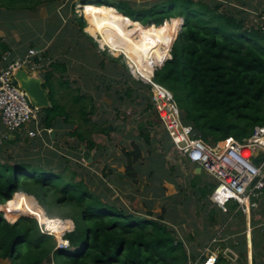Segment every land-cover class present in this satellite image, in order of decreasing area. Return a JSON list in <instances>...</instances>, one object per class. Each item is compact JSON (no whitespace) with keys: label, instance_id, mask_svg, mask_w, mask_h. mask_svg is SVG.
Wrapping results in <instances>:
<instances>
[{"label":"trees","instance_id":"16d2710c","mask_svg":"<svg viewBox=\"0 0 264 264\" xmlns=\"http://www.w3.org/2000/svg\"><path fill=\"white\" fill-rule=\"evenodd\" d=\"M53 1L56 0H0V6L10 9L17 4L19 9L31 10ZM83 2L87 3L82 8L86 18L92 16L90 24L97 27L102 15L117 13L127 24L151 23L147 26L138 23L142 31H149L153 26L167 30L171 23L172 37H166L169 40L181 25L172 45L163 42L155 49L154 66H158L152 80L172 92L183 121L191 123L204 141L215 143L228 137L242 140L251 135L256 125L264 126V29L255 25L243 6L236 5L237 1L214 0L212 5L211 0H161L157 5L138 11L123 2L113 7L102 1ZM90 3L106 8H97L91 15L88 8L93 4ZM240 4L246 5L242 1ZM176 16L179 17L174 18ZM77 19L78 31L82 32L85 22L81 17ZM78 34L71 43L76 53L82 49ZM98 42L110 48L106 35ZM126 56L138 67L135 56L127 51ZM51 65L53 68L59 66L54 61ZM50 73H45L46 81ZM43 88H46L44 83ZM131 90L126 87L125 94L130 95ZM50 93L51 90L49 98ZM74 97L79 105V121L70 134L76 136L79 146L84 145L91 151L96 146L90 139L91 130L101 123L88 118L94 106L88 102V110L85 95L75 93ZM41 110L45 127H49L58 115L68 116L56 101ZM154 115L157 118L155 112ZM145 123L153 124L151 121ZM145 123H139L138 136L149 145L152 140L141 129ZM107 129L115 128L108 126ZM99 130L104 132V129ZM14 143L6 139L0 144V259H9L10 264H187L189 256L184 243L164 222V211L157 216L150 210L140 213L139 208L126 206L117 198L111 199L112 187L88 167L76 164L84 171L72 170L67 159L55 166L17 159L4 150L5 145ZM132 148L124 150V175L134 181L137 173L134 164L141 157L142 146L135 142ZM110 174V169L103 173L104 176ZM77 175L81 178L76 180ZM94 181L98 184L91 190L89 184ZM98 186L103 190L98 191ZM204 188H199L203 196L212 191ZM16 192L30 198L22 201L21 209L31 215H22L11 222L7 219L21 214L8 203ZM1 210L5 211L7 219ZM46 215L68 219V228L73 222V228L63 234L68 247L58 246L52 234L41 230L38 221L47 227L49 221L64 226L60 219H50ZM252 246L256 247L253 238ZM239 252L244 257V253ZM190 258L194 259V254ZM218 260V264H223L221 255Z\"/></svg>","mask_w":264,"mask_h":264},{"label":"rangeland","instance_id":"374dc122","mask_svg":"<svg viewBox=\"0 0 264 264\" xmlns=\"http://www.w3.org/2000/svg\"><path fill=\"white\" fill-rule=\"evenodd\" d=\"M89 1L95 2L93 0H89ZM160 1L161 0H148L149 3H145L142 0H138V1L127 0V3H129L128 6L130 9L134 11H138L141 10L142 8L147 9L151 6L157 5L160 3ZM216 1L218 2L222 1V3H225L228 0H216ZM229 1L232 2L237 1L236 5L243 6L242 9H244L246 13L250 14V17H252L255 25L259 26V22H260L259 17L264 14V0H229ZM240 1L245 2L246 5L240 4ZM211 2L212 5H214V0H211ZM57 3L61 4L59 1ZM85 4L87 3L75 4L72 12L69 11L65 12L62 10L59 11L62 13L63 17H65L64 15H67V17L69 16L72 17L71 15H73V17L76 16V20H78L77 17L83 18L85 22L84 26L88 24V26L86 27V31L91 35L96 36V39L99 40L101 39V37L104 36V34L100 30V28L97 27L95 24L93 25L90 24L91 21L90 18L92 17L91 15H93V13L97 10V8L105 7V5L97 6L96 4L90 3L93 4V7L88 8V11L91 13L90 15L91 17L86 18L85 13L82 10ZM51 6L52 3L49 5H45V4L38 5L31 10L24 9L23 12L26 14V21L24 22L28 23V25L25 23L24 24L21 23L20 20L18 19L15 18L11 19L12 28L15 29L19 34H21L22 46H25V44L26 46L27 45L29 46L30 43H34L35 46H42L44 44L48 45L47 43L48 41H46L44 32L53 31L54 29L53 24L54 22L58 21L57 16H59L58 13H54L55 10H52ZM10 9L12 15L14 16L20 15L21 13L19 12L20 9L17 4H15V6H13V8ZM73 12L75 16L74 14H72ZM8 13H10V11H5V16H7ZM177 17L179 16H176L174 18ZM65 20L68 19L65 17ZM135 24L139 29L140 27L137 22L127 24L124 18L123 17L121 18V28L124 32H126L128 29H131V27ZM149 24L151 23H148L146 21V24H141V25L147 26ZM177 25L179 27V22H177ZM180 28L181 25L179 29H177V33L179 32ZM60 29L62 30L60 37L64 36L62 38V41L66 39L68 40L64 42L65 44H62V48H67L71 52H75L74 46L71 44L74 43V41L72 40H75L77 38V35L75 34H73L74 36H72V32L74 29L72 28V26L69 25L64 26L63 23H61ZM155 29L156 28H152L149 31H154ZM177 33L176 35L174 34V37L172 39H169L171 41L165 39L162 42H160L158 45H156L154 49L160 46L163 42H171L172 45V43L176 39ZM166 34L168 37L170 36L172 37L173 34L172 27L171 29L166 30ZM135 37L139 38V35H136ZM152 37L154 38V36ZM97 40L95 41L99 46H97L96 48L99 49V47H101L102 50L100 49L99 50L102 51V53H104L103 56L102 55L97 56L98 59H102L103 62L105 63V68L102 71L105 70L109 71L110 68L116 67L117 70L121 69L123 75H122V79H119V82L117 80L116 83H114L113 81L112 83H110V81L106 79V83L105 82L101 83L99 91L97 90L94 91L92 88H90L88 85H92V84L89 83L87 79H84L83 80L84 82L77 81L76 86H78V89L75 88L74 93L83 94L86 96L88 95L89 92H92L93 94L101 93V95L103 93L106 96L107 102H104L105 105L101 104L100 106L98 105L96 106L95 105L96 103L93 102V99L90 101V103L95 106L93 109L94 110L93 114L89 115L88 118L97 124L101 123L100 127L96 126L92 128L90 135V139L93 140V142L98 146L97 152H95L93 149L92 153H94V156H92V160L90 163L83 162L82 159L79 158V153H77L76 159H78L79 161L76 162L70 159V167L72 170L83 172L84 169L82 167L76 166V164L80 166L81 165L86 166L84 164H89L90 168L89 167L88 168L90 169L89 170L90 172L96 173L102 181L106 180L111 183V186L114 189V190L112 189L113 194L110 196L111 199H113L116 195V197L122 198L123 203H125V205H129L134 208H139L140 213L149 210V208H146L143 201H145L146 199L148 201L152 200L154 215L157 216L160 213H163L164 211L163 214L165 215L166 221L169 223L168 224L169 229H172L174 231V235L177 239H181L183 240V242L186 243V252L187 255L189 256V259L187 260V264H188L189 261H192L190 256H193L194 254L195 255L194 257L198 258L201 252L203 251L204 247L208 243V242L204 243V240L199 236L198 232L206 230V228H203L202 230L201 227L203 222L204 223L207 222L206 215L207 213H209L207 205L209 203L211 204V202H209V196L214 188L213 178L204 171H201L197 175H194V178L192 180L191 167L185 161V158L180 154H178V151L173 148L169 139L165 135L162 125H160V123L157 121V118L154 115L152 104L150 102L151 99L150 97L152 93H151V85L149 84V79H152V76L149 77L141 72H138L137 65L131 64L128 57L126 56V51L129 52L127 43H120L119 46L115 47L113 46L111 40L109 39L110 48H108L106 45H101ZM55 42L56 44L59 43V41L56 40ZM171 45L169 47L168 52H170ZM26 46L24 47L25 49L28 48V46L27 47ZM154 52L155 51L153 50V54H152L153 65H154ZM169 57H170V53L167 58ZM97 61L98 60H96V62ZM78 62L82 64V67L85 66L92 67V63L93 64L95 63V61L89 56L88 58L84 59V61L79 60ZM47 70L49 71L50 67H47ZM87 74H89V72H87ZM48 79H47L48 82L45 80L44 84L45 87H47L48 91L51 90L50 101L52 103L54 101H57L58 88H61L62 86L67 88V86H69L70 84L69 81H62L58 78L52 79L51 76ZM126 79L128 80L127 82H125ZM60 82H62V85H59ZM81 85L82 86L87 85L88 86L87 91L88 89L90 90L88 92H85L84 91L85 88L82 89L80 87ZM126 87H130L132 89L130 95L125 94ZM113 98H115L116 100H113ZM84 99H85L84 101L88 102L87 97ZM97 100L101 101V98H96V101ZM108 102H110L111 105L108 104ZM180 112L182 113V111ZM43 113L44 111L42 110L40 114L43 116ZM145 121H151L153 124L150 126L146 124ZM142 122L145 123L144 126L141 127L142 132L148 133L149 137L152 140L151 144L149 145H146L142 137L138 136V134L141 131L138 124ZM108 126H112L115 129L114 130L107 129ZM0 128H2L1 130L5 129L2 124H0ZM99 129H104V132ZM135 142L139 143L142 146V149H141V157L137 159L134 164L137 165V173L135 180L132 181L128 179L127 176L124 175L125 172L124 150L133 149L132 143ZM76 144L79 146L78 142ZM6 153H11V152L6 151ZM108 169H110L111 174L104 176L103 173L107 172ZM58 171H60V169ZM80 178L81 175H77L75 177L76 180ZM122 183L127 185V188L122 189L121 191L120 185ZM164 183L166 186H162V184ZM97 184H98L97 181L90 183L89 184L90 189L93 190L97 186ZM161 186L164 188L162 189V191H161ZM200 187L202 188L205 187L204 189L208 188L212 191L208 192L206 196H202L199 194ZM102 190L103 188L98 186V191H102ZM18 193H22V192L14 193L12 198L9 201L8 200L7 201L15 211L21 214H17L14 219H9L8 217L7 219L5 217L6 215L5 211L1 210L4 217L11 222L15 221L18 217L22 215L25 216L31 215V214H25L26 211L21 209L22 201L29 200L30 198H28V196L25 195V193H23V195ZM53 211L54 213L56 212V210ZM30 217H34V216H30ZM48 218L51 219L58 217L54 216ZM58 219H60L63 222L64 224L63 227L61 226L60 222H56V221H49L48 227L45 224L46 228L52 231L51 234L56 239H58V237H60L62 234H64L67 231H70L73 228L72 221H71L72 227L68 228V224H67L68 219H61V218ZM241 219H242L241 217H239V219H236L235 228L237 226V229H240L241 232L243 233L242 231L243 224H241ZM218 222L221 221L218 220ZM38 223L40 222L38 221ZM191 224H195V225L193 226ZM39 225H41L42 229H44V223H40ZM63 230L64 232L62 233ZM242 233L239 236L229 238L228 240H226V242L229 243L233 240L240 241L242 239ZM253 234H254V240H256V236L258 237L262 236V233H260L259 230H255ZM188 236L192 238L191 241L188 240ZM222 237L220 238L217 237L218 241L215 244L217 246V251L222 250L221 249L222 246L225 245V241H222L224 240ZM261 242L262 240L259 239V244H261ZM256 252H258L260 256L264 255V247H262L261 250H259L258 248ZM226 256L228 257L229 260H231L232 255L229 252L226 253ZM261 259L264 260L262 256ZM0 264H7V262L0 261ZM45 264H53V263H45ZM227 264H230L229 261Z\"/></svg>","mask_w":264,"mask_h":264},{"label":"crops","instance_id":"0c3cea01","mask_svg":"<svg viewBox=\"0 0 264 264\" xmlns=\"http://www.w3.org/2000/svg\"><path fill=\"white\" fill-rule=\"evenodd\" d=\"M58 1L61 4L57 3ZM83 1L85 0H81V1L56 0V1H53L51 9L55 10L54 13H58L59 16L56 15L58 21L54 22L53 31L44 32L46 41H48L47 42L48 45L44 44L42 46H35L34 43H30L29 46L27 45L28 48L29 47L46 48L47 49L46 55L49 54L52 60L48 65V67H50L49 71L51 72L50 73L51 78L52 79L58 78L62 81H69L70 85L67 86V88L63 86L61 88H58L57 101H56L65 108L66 112L68 113V116L65 117L63 115H58L49 127H45L42 123V120H41L42 115H41L40 124L43 125L46 130L43 131L40 136H35L32 138L27 137L25 133L24 134H18V133H13V132L11 133L7 131L5 127H4L5 128L4 130H1L2 128H0V144L2 143L3 140L5 141L6 139L14 140L15 141L14 144H8V145L4 144L5 145L4 150L10 151L11 154L15 156L17 159H21L25 162H32L34 164H41V165L45 164V165L55 166L58 164L61 165L62 163L66 161V159H67L66 162H70V159L76 162L79 161L78 159H76V154L79 153V158L82 159L83 162L85 163L91 162V161L87 162L83 159L82 151L83 149H86V148L82 147L84 145H80L77 147L76 143L78 141L76 139V136H72L70 134L72 131H74L79 121V110H78L79 105L75 101V97H74L75 96L74 90L75 88L78 89V86H76V83L77 81L84 82L83 80L87 79V81L92 84L88 86L92 88L94 91L95 90L99 91L101 83L102 82L106 83V79H108L110 83H112V81L116 83L117 80L119 82V79H122L121 78L122 76H121V69L117 70L116 67L110 68L109 71H106V70L102 71L105 68V63L103 62L102 59H98L97 56L98 55L103 56L104 53L100 51L102 50L101 47H99L100 50L96 48L97 46H99L97 45L95 41L97 40L96 36H92L90 33L86 31V27L88 26V24H86V26L83 27L82 32H80L78 31L79 29L78 20H76V16L74 12L72 14H74L75 17H73V15H71L72 17L70 16L67 17V15H64L68 19V20H65V17H63L62 13L59 11V10H62L65 12L67 11L72 12L74 5L78 3L83 4L84 3ZM93 1H102L104 3L111 5L112 7L113 5H117L119 2H123L127 5L129 4L127 3V0H120V1L118 0H93ZM142 1H144L145 3H149L148 0H142ZM142 9H146V8H142ZM23 10L24 9H20L19 11L21 12L20 15L14 16L11 13V9L5 6H0V64L2 61L1 57L3 55L7 54L9 59H13V58L22 56L25 50H27L24 48L26 44L25 46H22L21 44L22 43L21 34H19L11 26L12 18L18 19L20 20L21 23L23 24L25 23L28 25V23L24 22L26 21V14L23 12ZM5 11H10L11 16H10V13H8V15L5 16ZM61 23H63L64 26L65 25L72 26V28L74 29L73 30L74 33L72 32V35L73 34L76 35L77 32L79 33L78 36L82 42L81 44L82 49L79 50L80 51L79 53L71 52L67 48H62V44H65V43L62 42V38L64 36L60 37V34L62 32V30L60 29ZM170 26H171V23H170ZM153 28L155 27L153 26ZM55 40L59 41V43L56 44ZM88 56L91 57L95 61V63L94 64L92 63V67H88V66L82 67V64L78 61L79 60L84 61V59L88 58ZM96 60L98 61L96 62ZM53 61L59 64L58 68L56 67L53 68V65H51ZM101 62L103 63V65H100ZM44 69H45L44 71H39L37 73H30L32 75H36L40 77L42 79V85L44 81L46 80L45 73L48 72L46 67ZM87 72H89V74H87ZM59 85H62V82H60ZM88 86L81 85L80 87L82 89L85 88L84 91L88 92L90 90L88 89L87 91ZM44 89L47 91V95H48L47 87ZM86 97L88 99L87 100L88 102H90L93 99V102L96 103L95 104L96 106L97 105L100 106L101 104L105 105L104 102H107L106 96L103 93L101 95V93L93 94L92 92H89L87 96L85 95V98ZM96 98H101V101H98V100L96 101ZM113 100H116V99L113 98ZM88 102H87L88 104L87 106L89 110L90 104ZM108 104H110V102H108ZM50 105H51V101L49 98L48 106ZM113 106H116V105H113ZM0 124H2L1 121H0ZM51 133H53V136H51ZM93 149L95 152H97L98 146L96 145L95 148ZM93 149L91 151L88 150L90 151L91 160H92V156H94V153H92ZM187 163L191 167L192 180H193L194 175H197L202 170H200V172H197V169H196L197 166L195 164H189V162ZM84 165L86 166H83V167H86V168L89 167V164H84ZM135 167L137 170V165H135ZM104 182H106L107 186L112 187L109 181L104 180ZM162 186H166L165 183L162 184ZM162 186H161V191L162 189H164ZM214 186H215V183H214ZM125 188H127V185L122 183L120 185V190L122 191V189H125ZM199 194H200V191H199ZM115 198H117L121 203H123L122 198H118L116 197V195L114 199ZM146 200L143 201L144 205H147L146 208H149L150 211H154L153 201L152 200L146 201ZM209 202H211L210 199H209ZM230 203L227 204V211H223L222 209H220L218 206H216L212 202L211 204L209 203L207 205L208 212H209L206 215L207 222L206 223L203 222L202 227H201L202 230L203 228H206V230L201 231V232L199 231L198 232L199 236L204 240V243L208 242L207 244H209V242L211 241L213 237L217 236L218 238H220L223 236L222 238L224 240L222 241H225V245L222 246L221 249L228 248L232 252V254L229 252L232 255L231 260H229L226 256H222L221 253L218 255V256L220 255L222 256L223 264H227L228 261L230 264H264L263 263L264 260L261 259V256L262 258H264V255L260 256L259 253L256 252L258 248L259 250H261L262 247H264V185L258 191V194L255 197H251V200L249 202L248 215H246L243 211L237 209L234 202H230ZM123 204L125 205V203ZM126 206H129V205H126ZM163 216H164V222L169 224L166 221L164 214ZM239 217L242 218L241 224H243V229H242L243 233L241 232L240 229H237V226L235 228L236 219H239ZM218 220H220L221 222H218ZM191 225L194 226L195 224H191ZM247 225L249 226L248 229H247ZM255 230H259V232L262 233V236L260 237L256 236V240H255L256 247L254 248L252 246V238L254 239L253 233L255 232ZM241 233H242V239L240 241L233 240L229 243L226 242V240H228L229 238L239 236ZM248 235H249L250 242L248 241ZM259 239L262 240L261 244H259ZM188 240L191 241L192 238L188 236ZM183 243L186 248V243L185 242ZM240 250L244 253V257L240 255V252H239ZM198 259L199 258L195 257L194 259H192V261L198 260ZM0 261H6L7 264H10L9 259H0ZM218 261L216 262V264H218Z\"/></svg>","mask_w":264,"mask_h":264},{"label":"built area","instance_id":"2783aa9c","mask_svg":"<svg viewBox=\"0 0 264 264\" xmlns=\"http://www.w3.org/2000/svg\"><path fill=\"white\" fill-rule=\"evenodd\" d=\"M259 19V26L264 29V14ZM46 50L29 47L20 57L9 59L7 54L1 57L0 121L11 133H25L32 138L46 130L40 124L42 108L32 102L18 83L13 84L20 69L30 74L48 67L52 60L49 54L46 55ZM149 84L153 111L173 148L186 162L199 166L213 178L215 186L209 196L211 202L223 211H227L228 203L234 202L237 209L248 215L251 197H255L264 185V126L256 125L251 135L242 140L228 137L215 143L204 141L191 123L183 121L172 92L152 79H149ZM41 230L52 233L45 224ZM62 236L57 244L67 247L68 240ZM217 241V237H213L199 259L188 264H216L220 253L222 256L227 252L232 254L228 248L217 251Z\"/></svg>","mask_w":264,"mask_h":264},{"label":"bare ground","instance_id":"6f19581e","mask_svg":"<svg viewBox=\"0 0 264 264\" xmlns=\"http://www.w3.org/2000/svg\"><path fill=\"white\" fill-rule=\"evenodd\" d=\"M98 24L101 31H103L102 33L109 37L113 46L116 47L120 43H127L128 53L135 56L138 60V72L149 77L152 76V71L155 67L153 65V50L155 51V46L166 39V29L141 31L137 27H131V29L124 32L121 28V17L117 13L102 15L98 20ZM169 29H171V26ZM136 35H139V38H136ZM248 241L250 242L249 235Z\"/></svg>","mask_w":264,"mask_h":264},{"label":"water","instance_id":"95a60500","mask_svg":"<svg viewBox=\"0 0 264 264\" xmlns=\"http://www.w3.org/2000/svg\"><path fill=\"white\" fill-rule=\"evenodd\" d=\"M163 63V62H162ZM161 63V64H162ZM158 66V65H157ZM156 68V67H155ZM155 68L152 71V76ZM18 83L20 87L27 92L32 102L41 108L48 107L49 97L47 91L43 88L42 79L36 75L29 74L28 72L20 69L16 72L13 84ZM53 136V133H51ZM84 147V146H82ZM82 157L85 161H91L90 151L83 149ZM256 162V159H254ZM197 172H200L201 168L197 166Z\"/></svg>","mask_w":264,"mask_h":264},{"label":"clouds","instance_id":"9594fccd","mask_svg":"<svg viewBox=\"0 0 264 264\" xmlns=\"http://www.w3.org/2000/svg\"><path fill=\"white\" fill-rule=\"evenodd\" d=\"M182 22H183V20H182ZM182 24V23H181ZM62 238H63V236H62ZM64 239V238H63ZM59 240V237H58V239H57V241ZM69 244V243H68ZM68 247V246H67Z\"/></svg>","mask_w":264,"mask_h":264}]
</instances>
